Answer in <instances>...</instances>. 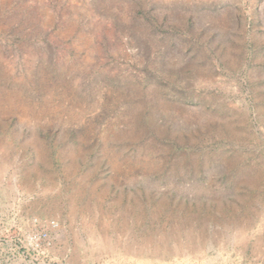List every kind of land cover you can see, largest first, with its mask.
Returning <instances> with one entry per match:
<instances>
[{"label":"rangeland","instance_id":"rangeland-1","mask_svg":"<svg viewBox=\"0 0 264 264\" xmlns=\"http://www.w3.org/2000/svg\"><path fill=\"white\" fill-rule=\"evenodd\" d=\"M0 264H264V0H0Z\"/></svg>","mask_w":264,"mask_h":264},{"label":"built area","instance_id":"built-area-1","mask_svg":"<svg viewBox=\"0 0 264 264\" xmlns=\"http://www.w3.org/2000/svg\"><path fill=\"white\" fill-rule=\"evenodd\" d=\"M51 224L54 225V223H51ZM39 238H40V235H32L30 237V239H32L33 242H36V240L39 239Z\"/></svg>","mask_w":264,"mask_h":264}]
</instances>
